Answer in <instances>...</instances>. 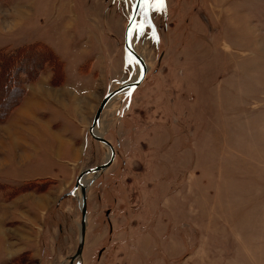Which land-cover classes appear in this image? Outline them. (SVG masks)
<instances>
[{
	"label": "rangeland",
	"instance_id": "1",
	"mask_svg": "<svg viewBox=\"0 0 264 264\" xmlns=\"http://www.w3.org/2000/svg\"><path fill=\"white\" fill-rule=\"evenodd\" d=\"M131 7L0 0V47L37 44L0 94V264L69 263L80 193H63L108 157L93 114L140 69ZM130 40L148 69L92 131L115 155L84 179L72 264H264V0L141 2Z\"/></svg>",
	"mask_w": 264,
	"mask_h": 264
},
{
	"label": "water",
	"instance_id": "2",
	"mask_svg": "<svg viewBox=\"0 0 264 264\" xmlns=\"http://www.w3.org/2000/svg\"><path fill=\"white\" fill-rule=\"evenodd\" d=\"M142 0H133V4H132V9L128 14V20L125 24V28H124V34H123V40H124V50L127 54H129L131 57H133L139 64L140 66V72L138 74V76L136 77V79L131 80V81H122L120 82L116 88L114 89H109L101 98V100L99 101V104L93 114L92 120H91V124L88 128V132L89 134L97 141L103 143L104 145H106L109 149V155L108 157L100 164L92 166V167H88L85 168L84 170L80 171V173L78 174V176L76 177V180L74 182V185L72 186V188L66 192L63 193V196L65 195H73L74 194V189L76 187L79 188V209H80V222H79V240H78V244L77 247L73 253V255L71 256V259L69 261L68 264H72L74 259L76 257H78V255H80V252L82 250L83 247V241H84V233H85V221H86V187L89 183H82L80 181L82 175L86 172H92L95 175H97L99 172H101L113 159L114 157V149L112 144L110 143V141H108L106 138H104L103 136L99 135V134H95L92 132V128L97 124L100 114L103 110V108L105 107V105L107 104V102L117 93L122 92L123 90L126 89H130L129 91H131L134 87H136V85L139 84V82L143 79L145 72L147 71V66L144 63L143 59L139 56L138 53H136V51L130 47L129 42H130V34H131V29H132V25L134 22V19L136 17L137 14V10L138 7L140 5ZM129 94V92H128ZM93 178V177H92ZM91 178V179H92ZM62 196V197H63Z\"/></svg>",
	"mask_w": 264,
	"mask_h": 264
},
{
	"label": "trees",
	"instance_id": "3",
	"mask_svg": "<svg viewBox=\"0 0 264 264\" xmlns=\"http://www.w3.org/2000/svg\"><path fill=\"white\" fill-rule=\"evenodd\" d=\"M36 43H27L25 45H21L17 47L16 49H10V48H4L0 47V69L3 72L4 80L0 83V94L2 96L4 95V92H7V90H10L13 88V82H10V78L14 77V71L12 70L11 63L20 55H23L25 53H28V51H31L32 45ZM37 46V44H36ZM18 59V58H17ZM19 61V59H18ZM12 70V71H11ZM6 71V73H5ZM10 71V72H9ZM12 72V73H11ZM8 73V74H7ZM13 74V75H12ZM2 77H0L1 80ZM13 90V89H12ZM6 111L2 112L0 111V119L5 117Z\"/></svg>",
	"mask_w": 264,
	"mask_h": 264
},
{
	"label": "bare ground",
	"instance_id": "4",
	"mask_svg": "<svg viewBox=\"0 0 264 264\" xmlns=\"http://www.w3.org/2000/svg\"><path fill=\"white\" fill-rule=\"evenodd\" d=\"M132 3H133V0H132ZM130 43H131V40H130V42H129V45H130ZM130 47H132V46H130ZM139 72H140V69H139ZM139 72H138V74H139ZM138 74H137V76H138ZM137 76H136V77H137ZM136 77H135L134 79H136ZM134 79H133V77L131 78V80H134ZM131 80H130V81H131ZM119 95H120V94H119ZM119 95H116V96H119ZM116 96H114V97H116ZM114 97H113V98H114ZM113 98H112V99H113ZM110 101H111V100H110ZM110 101H109V102H110ZM109 102L105 105L106 107L108 106ZM100 115H101V114H100ZM96 128H97V127L94 126V127L92 128V131H93V129H96ZM95 133H96V134H100L99 131H97V130H95ZM113 149H114V148H113ZM114 151H115V149H114ZM88 175H89L88 173L83 174L82 177H81V179H80V181H81L82 183H86V182L90 179V178H88V179L84 180L85 178L88 177ZM86 176H87V177H86ZM89 176H90V175H89ZM78 198H79V197H78Z\"/></svg>",
	"mask_w": 264,
	"mask_h": 264
},
{
	"label": "snow or ice",
	"instance_id": "5",
	"mask_svg": "<svg viewBox=\"0 0 264 264\" xmlns=\"http://www.w3.org/2000/svg\"><path fill=\"white\" fill-rule=\"evenodd\" d=\"M142 2L147 6V5H164L166 7V0H142ZM146 22H147V17H146Z\"/></svg>",
	"mask_w": 264,
	"mask_h": 264
}]
</instances>
